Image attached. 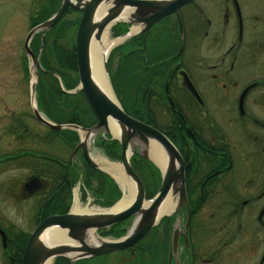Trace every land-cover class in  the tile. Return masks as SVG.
I'll return each mask as SVG.
<instances>
[{
	"label": "flooded vegetation",
	"instance_id": "1",
	"mask_svg": "<svg viewBox=\"0 0 264 264\" xmlns=\"http://www.w3.org/2000/svg\"><path fill=\"white\" fill-rule=\"evenodd\" d=\"M137 27L126 45H135L141 65V115L176 148L185 198L176 208L180 195L170 193V215L162 212L136 244L74 264H264V0H190ZM55 137L69 150L57 135L46 143ZM22 142L15 155L0 156V169L7 159L31 167L18 179L20 190L8 193L39 197L37 219L31 231L0 224L7 264H20L40 221L63 213L62 166L75 171V154L82 162L80 149L63 160Z\"/></svg>",
	"mask_w": 264,
	"mask_h": 264
},
{
	"label": "rangeland",
	"instance_id": "2",
	"mask_svg": "<svg viewBox=\"0 0 264 264\" xmlns=\"http://www.w3.org/2000/svg\"><path fill=\"white\" fill-rule=\"evenodd\" d=\"M51 1L53 0H0V156L15 155L14 153H16L17 148L23 144L22 141L24 140L26 144L35 140L33 142L34 147L35 144H37L42 147V151H44L43 153L48 152L50 153L49 155L56 153L63 160L68 159V154L71 151V148L66 150V147L56 137L51 140L50 143H46L47 141H45L44 144L41 145L39 138L47 132V127L34 116L32 111V105L35 104L42 116L46 117L43 113V107L40 105V102H38L40 96L37 91V87L35 86V89L33 91L31 90L32 81L37 80L38 83V79H40L37 64H40L42 55H44V58L48 61L49 66L61 70L59 69V65L65 64L64 61L73 48L75 53V32L81 16L80 11L77 9H70L67 11L59 20V23L57 22V26L54 27V29L50 28L48 32L45 33L44 44L43 46L42 43L40 44L36 53L33 52L32 47L37 36L41 37V33L40 31H37L31 36L29 40V47L36 58L35 63L32 62L29 54L24 51V40L28 31L35 25L46 20L52 15V13L35 25H32V17L38 16L37 14H39V12L37 11L41 9L40 7L45 3L48 5V2L51 3ZM60 2L61 0H56V5L53 7L54 10L58 8ZM50 8L52 7L50 6ZM45 11H47V8L43 7L42 12ZM132 27L133 25L127 21H116L106 31L107 37H109L110 40L120 38V40L118 39V41L106 53V68H103L112 93L119 103V99L123 98V82L121 78L118 77L119 74L122 73L120 72L122 70L120 66H124L122 60L125 55H128L130 52H136V50L133 49V46L135 45L128 50L131 45L130 42H132L128 40L132 33L130 32L127 34V32ZM61 31L63 32L62 37L55 38L57 41H51L52 38H54L55 35H59ZM46 37L48 38V41L46 40ZM52 42L57 43V45L59 44L61 49L65 51V53L62 51L57 52V55L60 57L59 62H57V58L55 59L53 48L50 45ZM127 43L130 45H126ZM43 50L44 54L42 53ZM133 55L136 59V53ZM140 71L141 68L139 69V72ZM136 72L138 73V69ZM64 73L70 77L74 76L72 71L67 69ZM52 74L58 79L60 88H64L61 76H59L56 72ZM135 75L136 73L134 76ZM139 75L140 74H138V77ZM41 79L44 83L49 81L47 77L43 75L41 76ZM76 85L67 90H73ZM46 89L48 88L45 87V90ZM132 92L136 99H138L137 90H133ZM63 93L68 96V98L64 96V102L68 104H82V97L78 94L79 90H77V92L75 90L73 92ZM59 102H61V100ZM140 106L142 107V104ZM68 110L70 109L65 108V111L63 112L67 114ZM143 122L147 123L146 121ZM94 123H96V117ZM90 126H92V124ZM75 132L80 138L81 132L79 131L80 134L76 130ZM86 142L90 157L100 168L108 172V170L101 164V161L106 159V161L111 163H119L121 165V171L124 174V169L122 168L120 161L121 145L115 138L114 134H106L101 129L90 134V136L86 139ZM72 149H74V147ZM73 152L74 151H72V154ZM78 156V154L74 155V158L77 159V169L75 171H73L72 168L70 170L69 168H65V165L62 166V168H64L62 169V173L65 172L66 169L69 175L71 174L72 176V182L70 185L66 183L67 181H64V177L61 179L64 183V190L66 189L67 191V197L65 199L68 203L67 209L72 208L73 201L75 200L76 195H78V201L81 207H86L89 211L107 210L121 197H123L121 185L113 176L109 174V172L106 173L100 169L88 166L83 157L81 156V162ZM35 160L36 159L33 160L34 164L37 161ZM6 161L8 163V167L0 169V224L6 227L8 231L12 230V232L17 229L31 231L37 219V199H39V197L28 200H19L17 198L15 200L13 197L11 198L8 193L9 187L14 190L17 187V192L20 190L18 187V179L28 173V171L31 170V167L26 166L25 164L16 166L14 162L16 159H7ZM130 162L133 170L140 177L144 185L145 200L147 201L158 191L156 188L162 179V171L150 159V156L145 159L141 158V155L136 151L130 157ZM48 164L52 166L51 161H49ZM35 165L38 166V164ZM124 177L131 182V179L126 177L125 174ZM53 182L56 186L57 182L54 180ZM166 212H169L166 214L168 217L171 212ZM133 224L134 218L129 217L109 226L108 228L96 231V235L105 239H117L129 232L133 227ZM0 255V261L2 263H9L8 257H5L2 252ZM261 255V251L255 253V263H257ZM117 257V255H112L111 261L113 263H117ZM62 259L66 260V263L68 262L69 264H74L76 260H78H70L63 256H58L51 259L49 264H63ZM222 264H227V260L223 261Z\"/></svg>",
	"mask_w": 264,
	"mask_h": 264
},
{
	"label": "water",
	"instance_id": "3",
	"mask_svg": "<svg viewBox=\"0 0 264 264\" xmlns=\"http://www.w3.org/2000/svg\"><path fill=\"white\" fill-rule=\"evenodd\" d=\"M190 0H61L56 11L43 22L32 27L24 40V51L29 54L33 63L36 58L29 47L31 36L40 31L41 43L44 44L45 33L54 26L66 13L68 8L81 9L82 14L75 32V57L78 83L74 87L80 90L92 113L96 123L90 127H82L73 123H54L42 116L38 108L32 105L34 116L45 126L54 130L74 129L83 130L84 135L79 138L75 150H81L83 159L88 166L100 169L90 157L86 139L90 134L103 130L112 134L110 124L115 126V138L121 145L120 161L124 174L133 182L134 197L122 207H117L120 198L107 210L98 211H69L53 214L40 221L32 231L24 248L20 264H46L51 259L63 256L67 259H81L125 249L136 244L146 232L154 226L162 214L160 207L165 198L174 192L180 195L176 208L181 206L184 194V179L182 160L171 141L154 126L138 120L121 107L116 98L108 96L94 81L90 66V42L92 38L99 39L105 27L112 21H127L133 26L144 24L148 28L153 22L169 13L176 12ZM104 11L97 16L100 5ZM125 8H129L127 19H118ZM114 21L113 23H115ZM112 23V24H113ZM41 46V48H42ZM106 56L103 57V68H106ZM34 65V64H33ZM37 74V72L35 71ZM37 80L31 83V90L35 89ZM112 123H109V122ZM80 134V132H79ZM152 142L161 146L167 156V163L162 170L161 184L156 194L145 200L144 185L140 177L133 170L130 157L136 151L143 158H149L148 148ZM178 162V166H176ZM108 173V172H106ZM134 218L133 227L124 236L117 239H105L96 235L98 242L93 243L88 239V232L95 234L104 228L122 221ZM48 228H56L64 234V240L46 242L42 238L43 232Z\"/></svg>",
	"mask_w": 264,
	"mask_h": 264
},
{
	"label": "trees",
	"instance_id": "4",
	"mask_svg": "<svg viewBox=\"0 0 264 264\" xmlns=\"http://www.w3.org/2000/svg\"><path fill=\"white\" fill-rule=\"evenodd\" d=\"M55 2L56 0H53L51 1V3L48 2V5L47 3H45L43 6H41L40 7L41 9L37 11L39 12V14H37L38 16L32 17L33 19L32 25H35L36 23L40 22V20L45 19L51 13H53L55 11L53 8L56 5ZM50 6L52 8H50ZM43 7L47 8V11L42 12ZM58 23H56L51 29H54V27H56ZM63 32L61 31L59 35L57 36L55 35V37L52 38L51 41H57L55 40V38L62 37ZM46 40L48 41L47 37H46ZM40 44H41V37L37 36L35 43L32 47L34 53L38 51ZM50 45L53 48L55 59L57 58L58 60L57 62H59L60 57L57 55V52L62 51L65 53V51H63V49H61V46L59 44L57 45V43L55 42L50 43ZM67 51H70V50H67ZM42 53L44 54V50ZM134 53L130 52L128 55H125V57L122 60L124 66H120V68L122 69L120 72L122 73L119 74L118 77H120L123 82V89H122L123 98H120V99L118 98V99L120 101L122 108L125 110L126 113L130 114L132 117L146 121V118L141 115V106H140L141 101L138 100L139 96H138V99H136L135 95L132 92L133 90L135 91L137 90V93H138V90H139L138 74L141 72V71L139 72L141 65L139 64V61L137 60V58L136 59L134 58V55H133ZM41 59H40V64H37V67H38L37 70H38L40 79H38L39 82L37 83L36 87H37V91L40 96L38 102H40V105L43 107L44 109L43 113L46 115V117H48L51 121L55 123H74V124H78L80 126H85V127L93 124L95 122V116L92 113L89 105L85 101L83 94L80 91L78 93L82 97V104L79 103L77 105L76 103L68 104L64 102L63 101L65 100L64 96H66V98H68V96L62 92L58 79L51 72H49V71H53V72H56L59 76H61L62 84L66 89H70L74 85H76L78 82V76L76 75L77 73L76 72V58H75L74 48L73 50L70 51V54L67 55V58L64 61L65 64L59 65L60 66L59 69H61L62 71L58 70L57 68L49 66L48 61L44 58V55H42ZM66 69L72 71V74H74V76L70 77L66 73H64ZM137 69H138V73L136 72ZM135 73L136 75L134 76ZM42 75L46 76L47 79L49 80L47 83H44L43 80L41 79ZM45 87H47L48 89L45 90ZM60 100L61 102H59ZM65 108L70 109L68 110L67 114L63 112L65 111ZM148 123L150 122L148 121ZM56 135L65 142V144L68 146L69 149L70 148L72 149L78 140V135L73 130L56 131V130H51L47 128V132L41 135V137L39 138V141L42 144L44 141L49 140L48 137L56 136ZM35 147H37L36 150L42 151L41 146H38L35 144ZM65 168L67 167L65 166ZM70 176L71 174L69 175L68 171L65 169V172H63L62 175H60L59 179H62V177H64V181H67L66 183L70 185L72 182ZM68 178L70 179V182ZM67 205H68L67 202L63 205L62 212L67 211L66 210ZM62 263L67 264L68 262L66 263V260L62 259Z\"/></svg>",
	"mask_w": 264,
	"mask_h": 264
},
{
	"label": "bare ground",
	"instance_id": "5",
	"mask_svg": "<svg viewBox=\"0 0 264 264\" xmlns=\"http://www.w3.org/2000/svg\"><path fill=\"white\" fill-rule=\"evenodd\" d=\"M61 3V2H60ZM59 3V5H60ZM58 5V7H59ZM103 5H100V8L98 9L97 16L101 15V13L104 11ZM129 15V8H125L122 14L119 16L118 19H127ZM117 21V20H114ZM110 22L104 29L101 37L99 39L92 38L90 42V66H91V74L94 81L98 84V86L110 97L114 98V94L112 93V90L109 86L107 76L103 70L102 67V59L106 56V53L110 50V48L118 41V39L110 40L109 37H107V29L110 28L112 23ZM137 27L133 26L131 28L132 31H134ZM62 87V84H61ZM63 92H71L72 90H67L65 87L61 89ZM77 92V90H76ZM109 123H112L111 121ZM74 124V123H73ZM111 132L112 134L116 135V129L115 126L111 125ZM81 135H84V131L80 130ZM150 159L162 170L165 168V164L167 163V156L164 154L162 148L160 145H158L156 142H152L150 144V147L148 148ZM101 160V159H100ZM102 166L108 170L109 174L115 178L117 182L122 187L123 190V197L118 202L117 207H122L125 204H127L131 199L134 197L135 188L132 183L128 179H125L124 174L121 171V165L119 163H111L106 161V159H103L101 161ZM172 199L170 195H168L165 200L163 201L160 212H166L169 211V209L172 206ZM72 210L73 211H88L86 207H81L80 203L78 201V195H76L75 200L72 204ZM42 238L46 242L50 241H56V240H64V234L61 230H58L56 228H48L46 229L43 234ZM88 239L90 242L97 243V237L93 230H90L88 232ZM50 261H47L46 264H49Z\"/></svg>",
	"mask_w": 264,
	"mask_h": 264
}]
</instances>
